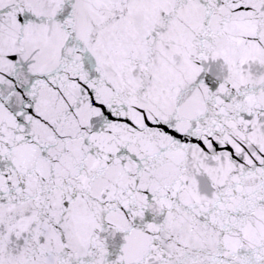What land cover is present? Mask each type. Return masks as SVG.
I'll return each mask as SVG.
<instances>
[{
	"label": "snow or ice",
	"instance_id": "snow-or-ice-1",
	"mask_svg": "<svg viewBox=\"0 0 264 264\" xmlns=\"http://www.w3.org/2000/svg\"><path fill=\"white\" fill-rule=\"evenodd\" d=\"M0 264H264V0H0Z\"/></svg>",
	"mask_w": 264,
	"mask_h": 264
}]
</instances>
